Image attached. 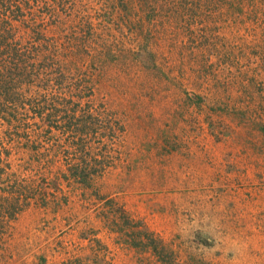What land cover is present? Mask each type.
Wrapping results in <instances>:
<instances>
[{"label":"rangeland","instance_id":"374dc122","mask_svg":"<svg viewBox=\"0 0 264 264\" xmlns=\"http://www.w3.org/2000/svg\"><path fill=\"white\" fill-rule=\"evenodd\" d=\"M3 19L0 67L19 53L45 112L0 120L33 194L0 192V264H264V0H0Z\"/></svg>","mask_w":264,"mask_h":264},{"label":"trees","instance_id":"16d2710c","mask_svg":"<svg viewBox=\"0 0 264 264\" xmlns=\"http://www.w3.org/2000/svg\"><path fill=\"white\" fill-rule=\"evenodd\" d=\"M8 18V17H7ZM12 28V24L10 23V21L3 19L1 21L0 24V38L2 39L0 41V45L4 44L5 42H7L8 39V35L7 34H3L2 32H9ZM11 56V55H10ZM12 58H10L11 60L13 59V63H14V67H7L4 69H1L0 67V73H5L7 72V75L4 77L0 76V120H2V122L4 121L5 124L8 126L9 129H7V133H11V131H13V133L18 132V129L15 130V118H14V114H16V111H20L21 109H24L25 106L29 105L30 109L32 112H34V116L36 119L42 118L43 120V113L45 112V108L42 107V99H38L34 97V100L37 102V106H36V102L34 103L33 100H29V98L27 97V95L30 94L31 92V85L28 83V78L30 77V75L27 74V68L23 69L22 65H19L15 63V59L18 60H22L23 57L19 54L16 53L15 55L11 56ZM27 74V75H26ZM25 82V83H24ZM28 83V84H26ZM23 86H25V89H23ZM36 106V107H35ZM9 116H13V118H10ZM18 128V127H17ZM28 151H30L32 154L34 153H38L40 152V148L38 146V144L34 145L33 147H30L31 149H29V147H27ZM39 157V156H37ZM32 160L35 161V157H32ZM41 161V160H40ZM4 162V160H3ZM44 163V162H43ZM41 162H35L36 165L42 166L44 165ZM4 165H0V192H7L9 191V188H11V192H7V193H16L17 195H19L15 200V204L12 203V207L14 208V210L16 209L17 206V202L20 198H23L24 204L27 203V201L32 198L30 197L31 195L33 196L32 193H30V191L25 190V187L22 185L21 190L19 189L18 191H15V184L13 183H8L7 181L10 180L9 178H11V176L8 174L9 170L7 171V168H9L8 166L3 167ZM87 166H82L79 167V165H72L69 169L70 172V176L72 178H74L75 181H77L78 183H86L88 181V179L91 178L92 174H96L99 175L102 172H104L105 167L103 165H99L97 166V168L95 167V169H91L89 171H87ZM59 176V175H58ZM5 185V186H4ZM20 201V200H19ZM23 206V205H21ZM1 208V205H0ZM1 210V209H0ZM1 212V211H0ZM14 215H10V218H13ZM8 218V219H10ZM146 236H148L150 239V242L148 241H143V243H139V245H137V247H144L146 248L147 246L154 248V250L156 251V255L160 256V253L157 251L158 247L161 243L157 242L158 244H155V241L153 240L152 235H150L148 232L146 233ZM156 247V249H155ZM160 250V249H159Z\"/></svg>","mask_w":264,"mask_h":264}]
</instances>
